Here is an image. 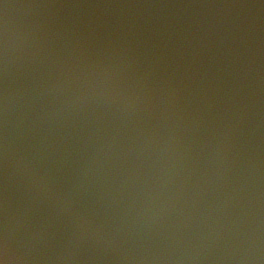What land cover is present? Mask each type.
<instances>
[{
    "label": "water",
    "instance_id": "water-1",
    "mask_svg": "<svg viewBox=\"0 0 264 264\" xmlns=\"http://www.w3.org/2000/svg\"><path fill=\"white\" fill-rule=\"evenodd\" d=\"M5 231L11 264H264V0H0Z\"/></svg>",
    "mask_w": 264,
    "mask_h": 264
},
{
    "label": "clouds",
    "instance_id": "clouds-1",
    "mask_svg": "<svg viewBox=\"0 0 264 264\" xmlns=\"http://www.w3.org/2000/svg\"><path fill=\"white\" fill-rule=\"evenodd\" d=\"M7 7V5H5ZM5 56H6V45H5ZM13 257L10 256V242L8 239L7 231H5L4 236L0 238V260L3 264H11Z\"/></svg>",
    "mask_w": 264,
    "mask_h": 264
},
{
    "label": "snow or ice",
    "instance_id": "snow-or-ice-1",
    "mask_svg": "<svg viewBox=\"0 0 264 264\" xmlns=\"http://www.w3.org/2000/svg\"><path fill=\"white\" fill-rule=\"evenodd\" d=\"M0 264H3V261L2 260H0Z\"/></svg>",
    "mask_w": 264,
    "mask_h": 264
}]
</instances>
